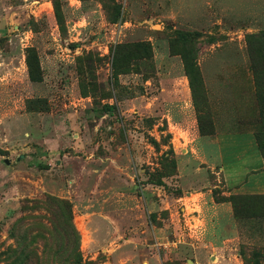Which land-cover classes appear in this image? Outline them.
<instances>
[{
  "label": "rangeland",
  "instance_id": "1",
  "mask_svg": "<svg viewBox=\"0 0 264 264\" xmlns=\"http://www.w3.org/2000/svg\"><path fill=\"white\" fill-rule=\"evenodd\" d=\"M245 132L264 0H0V264H264L214 173Z\"/></svg>",
  "mask_w": 264,
  "mask_h": 264
},
{
  "label": "crops",
  "instance_id": "2",
  "mask_svg": "<svg viewBox=\"0 0 264 264\" xmlns=\"http://www.w3.org/2000/svg\"><path fill=\"white\" fill-rule=\"evenodd\" d=\"M214 142L218 147V168L214 173L228 194L264 195V158L254 135L223 134Z\"/></svg>",
  "mask_w": 264,
  "mask_h": 264
},
{
  "label": "trees",
  "instance_id": "3",
  "mask_svg": "<svg viewBox=\"0 0 264 264\" xmlns=\"http://www.w3.org/2000/svg\"><path fill=\"white\" fill-rule=\"evenodd\" d=\"M28 68H29V72H30V77L32 76L31 75V69H30V66L28 65ZM203 135V134H202ZM255 141H256V138H255ZM256 144H257V147H258V150H259V152L261 153V155H262V152H261V150H260V148H259V145H258V143H257V141H256ZM263 156V155H262ZM264 158V157H263ZM258 196H263L264 197V195H258Z\"/></svg>",
  "mask_w": 264,
  "mask_h": 264
}]
</instances>
